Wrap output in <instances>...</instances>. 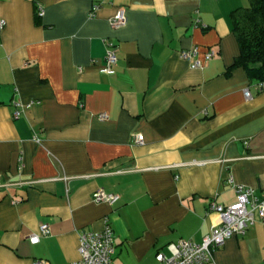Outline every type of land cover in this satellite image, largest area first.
Segmentation results:
<instances>
[{"label":"crops","instance_id":"crops-1","mask_svg":"<svg viewBox=\"0 0 264 264\" xmlns=\"http://www.w3.org/2000/svg\"><path fill=\"white\" fill-rule=\"evenodd\" d=\"M248 3L0 0V264H70L80 232L106 216L114 264H157L171 243L210 232L212 199L236 200L229 174L262 193L264 90L243 67L227 73L239 53L231 12ZM121 6L128 21L113 27ZM106 38L119 47L113 74ZM195 46L199 67L180 55ZM99 188L120 200L95 202ZM43 223L50 233L32 243ZM212 264H264V219Z\"/></svg>","mask_w":264,"mask_h":264},{"label":"built area","instance_id":"built-area-1","mask_svg":"<svg viewBox=\"0 0 264 264\" xmlns=\"http://www.w3.org/2000/svg\"><path fill=\"white\" fill-rule=\"evenodd\" d=\"M97 6L94 7V10ZM45 8L40 5L38 14L44 15ZM93 15V11L91 13ZM128 21L127 9L125 6L119 7L116 14L111 19L113 27H120ZM5 24L0 20V28ZM105 65L102 71L108 74L115 72V67L119 61V47L116 41L106 38ZM216 51L213 49L205 53V59L210 60ZM180 55L193 61L194 67L202 66L203 61L199 58V47L195 46L180 51ZM260 90H264V81L258 82ZM247 98L252 97L251 91L247 88L244 91ZM13 104L16 106L14 116H21L22 102L14 98ZM101 119L108 118L106 113H100ZM132 140L136 144L144 143L143 134L134 133ZM228 182L235 188L237 198L232 203H220L212 199L209 203L208 212L217 215V221L206 234L202 241L183 238L176 243L169 245L170 253L158 252L156 255L157 264H212L215 261V251L222 247L233 235H245L249 228L260 220L264 219V187L261 194L256 188L244 184L236 183L232 174L228 175ZM121 196L117 193L108 192L103 188L97 189L93 194L95 202H107L110 205L116 204ZM104 228L100 231L85 230L79 235L80 257L70 264H114L116 252L115 231L109 217L104 218ZM50 233V225H41V234L30 236L32 243L40 241L42 235Z\"/></svg>","mask_w":264,"mask_h":264},{"label":"trees","instance_id":"trees-1","mask_svg":"<svg viewBox=\"0 0 264 264\" xmlns=\"http://www.w3.org/2000/svg\"><path fill=\"white\" fill-rule=\"evenodd\" d=\"M231 20L239 53L227 73L243 67L251 81H264V0H249L248 5L235 8Z\"/></svg>","mask_w":264,"mask_h":264}]
</instances>
